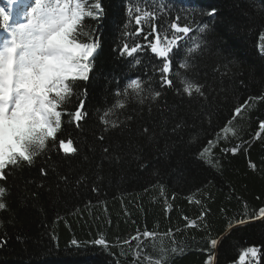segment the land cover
<instances>
[{
  "label": "trees",
  "instance_id": "trees-1",
  "mask_svg": "<svg viewBox=\"0 0 264 264\" xmlns=\"http://www.w3.org/2000/svg\"><path fill=\"white\" fill-rule=\"evenodd\" d=\"M97 2L102 14L86 17L84 25L100 47L89 79L77 81L72 97L73 107L83 101L87 115L78 128L63 118L64 138L73 139L80 155L53 148L0 181L7 189L0 264H155L159 256L151 244L161 239L183 250L169 253L168 264H264V74L256 70L264 64V0H163V18L152 23L162 38L177 39L168 57L171 87L160 81L165 58L151 51L154 36L144 39L150 25H136L129 12L132 0ZM213 8L215 15H208ZM176 16L194 29L208 25L202 48L191 57L185 56L189 38L164 30ZM125 43L138 45L137 52L127 55ZM185 60L189 66L180 68ZM184 75L207 87L208 100L179 93ZM136 80L161 91L159 101L139 103L130 86ZM114 105L108 118L126 127L105 132L101 117ZM236 107L242 108L238 117ZM176 121L181 127L173 133ZM145 123L159 136L145 153L147 167H140L143 157L133 145ZM101 135L121 158L98 168ZM60 175L71 177V185ZM81 176L85 180L76 183ZM241 218L247 223L238 224ZM99 239L104 246L95 243Z\"/></svg>",
  "mask_w": 264,
  "mask_h": 264
},
{
  "label": "snow or ice",
  "instance_id": "snow-or-ice-1",
  "mask_svg": "<svg viewBox=\"0 0 264 264\" xmlns=\"http://www.w3.org/2000/svg\"><path fill=\"white\" fill-rule=\"evenodd\" d=\"M18 0H10L16 4ZM23 22L10 23L9 12L0 7V29L7 35L0 43V181H6L9 172L30 167L35 163V158L41 155L46 156L53 148L62 150L66 157L80 155V148L74 144L72 138L65 139L66 132L63 131L65 120L68 124H75L78 128L87 113L83 110L84 104L80 100L77 105L72 106V97L76 94L74 89L77 81H87L92 70L93 60L97 49L100 47L98 40L89 31H85L84 20L86 17L99 16L103 9L97 0H19ZM134 8L129 12H135L133 16L136 25H141L142 20L150 25V31L145 35L154 36L155 43L150 44L151 51L159 57L165 58L159 67L160 81L162 85L171 87L173 79L168 78L172 71V61L168 59L172 53L173 46L177 39H168L167 34L162 38L157 32V26L152 21L162 19L167 4L163 0H132ZM30 10H27L29 9ZM216 9H211L208 15L214 16ZM181 17L176 16L173 22L164 26L177 33L188 37L191 43L188 45L186 57H191L203 46L204 36L208 25H198L195 29L188 24L179 23ZM192 34L191 36L189 34ZM162 39L165 42L161 46ZM138 45H123L124 52L131 56L137 52ZM138 63V61H137ZM180 68L189 66V61L181 63ZM264 74V64L256 69ZM181 88L179 93L189 98L199 97L208 100L207 87L190 80L186 75L180 78ZM136 93L138 102L143 104L146 100L159 101L161 91L152 88L142 87L139 80L132 81L130 85ZM147 92V96L143 95ZM264 99V97H260ZM120 104L119 107H123ZM107 110L101 122L104 131L126 127L118 120H111L108 117L115 115L114 108ZM167 107V105H166ZM242 108L234 109L235 116L241 115ZM129 119L131 117L129 116ZM163 127V125H162ZM181 127V122L176 121L172 128L175 133ZM261 130H264V122L260 123ZM58 133L60 136H58ZM235 134V133H233ZM140 141L136 145L138 156L143 157L140 167H147L144 160L148 157L145 153L150 152L156 146L159 133L151 123L141 125L139 130ZM101 146V167L104 161L114 162L121 157L117 155L118 149L106 143L107 137L101 135L96 138ZM51 142V143H50ZM159 150V149H158ZM238 148L231 151L235 153ZM161 155H165L163 150ZM205 148L202 153L207 154ZM255 168V164H250ZM8 170V171H6ZM41 176L46 177L48 171L41 166ZM85 180L81 176L76 180L80 183ZM59 181L65 186H70L72 178L67 175H60ZM98 190L97 187L92 188ZM7 189L0 186V210H5L7 205L3 202ZM36 195L35 193L33 194ZM259 217H264V208L260 209ZM247 221L243 218L238 224L244 225ZM232 226V222H229ZM152 232L145 231L144 237H153ZM134 237L133 239H137ZM76 243L75 240L72 241ZM96 244L105 245L103 239L95 241ZM211 245L215 247L217 241L212 239ZM153 251L159 256L155 264H168L169 253L182 252V249L166 247L164 241H153ZM256 256L258 249L247 250ZM151 264V262H150Z\"/></svg>",
  "mask_w": 264,
  "mask_h": 264
},
{
  "label": "rangeland",
  "instance_id": "rangeland-1",
  "mask_svg": "<svg viewBox=\"0 0 264 264\" xmlns=\"http://www.w3.org/2000/svg\"><path fill=\"white\" fill-rule=\"evenodd\" d=\"M3 1H4V0H0V6H2L1 4H2ZM18 3H19V2H18ZM3 6H5V9L9 12L10 15H12V13H11L12 6L10 5L9 0H5V5H3ZM20 22H22V21H20ZM5 36H6V35H3V34L0 33V43H2V40H3V38H4Z\"/></svg>",
  "mask_w": 264,
  "mask_h": 264
}]
</instances>
